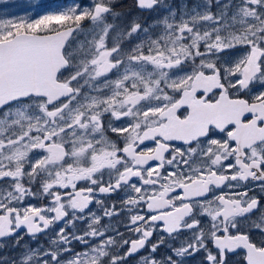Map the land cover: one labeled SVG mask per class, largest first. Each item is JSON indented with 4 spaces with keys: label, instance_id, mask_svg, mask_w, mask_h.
I'll list each match as a JSON object with an SVG mask.
<instances>
[{
    "label": "snow or ice",
    "instance_id": "snow-or-ice-1",
    "mask_svg": "<svg viewBox=\"0 0 264 264\" xmlns=\"http://www.w3.org/2000/svg\"><path fill=\"white\" fill-rule=\"evenodd\" d=\"M0 264H264V0L0 19Z\"/></svg>",
    "mask_w": 264,
    "mask_h": 264
},
{
    "label": "rangeland",
    "instance_id": "rangeland-1",
    "mask_svg": "<svg viewBox=\"0 0 264 264\" xmlns=\"http://www.w3.org/2000/svg\"><path fill=\"white\" fill-rule=\"evenodd\" d=\"M14 2L16 4L15 12L9 9ZM75 2L77 0H0V19H19L21 17L35 19L44 14L64 10ZM80 2L86 3L87 0H80ZM123 3L130 5L131 0H123ZM79 247L77 245V248Z\"/></svg>",
    "mask_w": 264,
    "mask_h": 264
},
{
    "label": "flooded vegetation",
    "instance_id": "flooded-vegetation-1",
    "mask_svg": "<svg viewBox=\"0 0 264 264\" xmlns=\"http://www.w3.org/2000/svg\"><path fill=\"white\" fill-rule=\"evenodd\" d=\"M63 1H65V0H63ZM19 3H21V2H19ZM15 7H16V4L14 2V3H12V5H10L9 9H11V10H13L15 12ZM121 231H123V229H121Z\"/></svg>",
    "mask_w": 264,
    "mask_h": 264
}]
</instances>
